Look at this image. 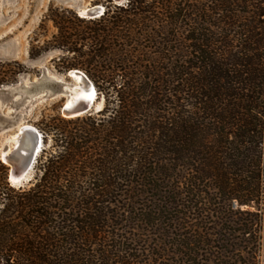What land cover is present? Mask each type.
<instances>
[{"label":"trees","instance_id":"obj_1","mask_svg":"<svg viewBox=\"0 0 264 264\" xmlns=\"http://www.w3.org/2000/svg\"><path fill=\"white\" fill-rule=\"evenodd\" d=\"M77 20L56 46L88 56L105 106L52 126L35 181L0 190V264H258L264 0H108Z\"/></svg>","mask_w":264,"mask_h":264},{"label":"rangeland","instance_id":"obj_2","mask_svg":"<svg viewBox=\"0 0 264 264\" xmlns=\"http://www.w3.org/2000/svg\"><path fill=\"white\" fill-rule=\"evenodd\" d=\"M111 1L112 4L116 5H124L127 2V0ZM107 4L108 0H0V152L5 148L8 138L13 136L23 124L33 126L44 136L43 146L34 167L22 182L13 185L9 181L10 167L0 158V190L4 191V186L14 190L29 188L35 178L39 176L38 166L40 161H43L49 152H53L51 147L53 144L52 134L55 132L52 130V126L58 124L63 128L65 126L71 128L73 127L71 122L76 119V117L70 118L62 114L63 96L54 98L36 97L26 101L20 107H16L14 101L19 100L20 95H13L12 98L7 99L2 92L10 91L20 85L28 86L30 83L38 81L44 70H47L49 75L65 78L67 70L75 63H81L76 69L82 71L88 77L87 71L93 65L87 68L86 65L82 64V61H85L88 57L86 54L80 57L78 53H68L56 46L57 40L55 37L58 34L56 22L64 21L68 33L71 34L86 31L87 24L77 20V17H82L77 13L76 6L102 5L105 8ZM90 44L91 42L88 40L85 42L79 41L76 47L86 53L91 49ZM101 60L97 61L100 62ZM108 63V61L102 62L98 66L106 67ZM65 80L70 81L68 78H65ZM89 80L98 92L99 99H97L96 104H100L99 109L101 110L105 106V98L96 87V84L90 78ZM94 113L96 112L91 111L78 117ZM15 118L17 121L11 123L10 120ZM129 221L123 222L125 226L123 229L132 228L130 229L131 233L141 235V239L137 240L135 244L143 245L152 252L153 248L155 249L154 236L152 235L154 226L152 227L150 224L142 226L136 219H130ZM133 222L136 224H133ZM136 225L141 227L139 226V229H137ZM262 225V229L259 231L261 235L260 245L256 246L257 249L255 248L258 253V264H264V224ZM141 228L143 230H140ZM250 249L253 250L254 247Z\"/></svg>","mask_w":264,"mask_h":264},{"label":"water","instance_id":"obj_3","mask_svg":"<svg viewBox=\"0 0 264 264\" xmlns=\"http://www.w3.org/2000/svg\"><path fill=\"white\" fill-rule=\"evenodd\" d=\"M78 7V6H76ZM101 9V12H99ZM87 16L89 19H94L99 16H101L105 8L102 5H93L88 9ZM78 13V12H77ZM86 18V17H82ZM88 19V18H87ZM74 74L79 76L87 85V88L89 89H95L94 93L96 94V99L91 102V104H87V102L82 101L81 99L77 100L75 105L72 108H65V101L67 98L70 97V91L69 89L65 88L66 83H72V78L70 77V71L66 73V77L68 80L59 81L54 79L52 76H50L47 72V70H44L41 77L38 79V81L30 83L27 85H20L19 87H16V89H12L10 91H3L2 94L7 98H12L13 95H20V99L17 101H14V105L16 107H20L22 104H24L27 100L34 99L38 97L40 94L44 93V97L46 98H53L56 96H63L64 102L62 103L61 112L62 114L65 113V115H77L76 117L84 114L89 113L91 111L97 112L95 105L96 100L99 99L98 92L94 86V84L89 80V78L80 73L79 71H74ZM1 94V95H2ZM64 112V113H63ZM17 119H11L10 122L14 123ZM19 132V131H18ZM43 134L40 133L36 128L34 127H24L22 131L18 133V145L16 148H14L7 156V163L10 167V173L8 178L11 174L16 175L21 173L22 171H28L32 170L34 167V164L36 162L37 156L39 152L41 151V148L43 146ZM41 139V144H38ZM40 147V149H38ZM22 148L24 149L22 152Z\"/></svg>","mask_w":264,"mask_h":264},{"label":"bare ground","instance_id":"obj_4","mask_svg":"<svg viewBox=\"0 0 264 264\" xmlns=\"http://www.w3.org/2000/svg\"><path fill=\"white\" fill-rule=\"evenodd\" d=\"M91 6H85V7H81V6H78L77 7V12H78V14L81 16V17H86V18H89L88 16H87V14H88V9L90 8ZM99 12H101V9H100V11ZM70 71V77L72 78V83H66L65 84V88L66 89H69V91H70V97L69 98H67V100L65 101V108H72L74 105H75V103H76V101L77 100H79V99H81L82 101H85V102H87V104H91V102H93L95 99H96V94L94 93V90L93 89H89V88H87V85H86V83L79 77V76H77V75H75L74 74V71H79L80 73H82V74H84L82 71H80V70H78V69H71V70H69ZM68 72V71H67ZM85 75V74H84ZM50 76H52L54 79H56V80H59V81H64L65 80V78L63 77V76H56V75H52V74H50ZM14 89H16V88H14ZM12 91H14V90H12ZM43 96H45L44 95V93L43 94H40L38 97H43ZM37 97V98H38ZM54 98V97H53ZM27 101H29V100H27ZM96 102H97V100H96ZM98 104V103H97ZM95 105V108H96V110H99V108H100V104H98V105ZM64 113V112H63ZM64 116H67V117H70V118H73V117H76L77 115H74V114H72V115H65V113L63 114ZM27 126H29V127H33V126H31V125H27V124H23V125H21L19 128H18V130H17V132L13 135V136H11L10 138H8V141H7V143H6V146H5V148H3L2 150H1V152H0V158L5 162V163H7L8 161H7V156H8V154L14 149V148H16L17 147V145H18V141H17V138H18V133L20 132V131H22V129H24V127H27ZM19 131V132H18ZM40 141H38L39 143L38 144H41V139H39ZM10 144V146H8L7 147V145H9ZM38 149H40V147L38 148ZM24 149L22 148V152H24L23 151ZM25 153V152H24ZM8 164V163H7ZM30 170H28V171H22L21 173H19V174H16V175H13V174H11L10 175V177H9V181L13 184V185H16V184H18V183H20V182H22L23 180H25L26 179V176H27V174H28V172H29Z\"/></svg>","mask_w":264,"mask_h":264}]
</instances>
